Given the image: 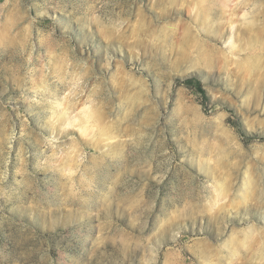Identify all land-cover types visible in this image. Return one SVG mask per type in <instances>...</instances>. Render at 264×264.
<instances>
[{"label": "rangeland", "instance_id": "rangeland-1", "mask_svg": "<svg viewBox=\"0 0 264 264\" xmlns=\"http://www.w3.org/2000/svg\"><path fill=\"white\" fill-rule=\"evenodd\" d=\"M0 264H264V0H0Z\"/></svg>", "mask_w": 264, "mask_h": 264}]
</instances>
